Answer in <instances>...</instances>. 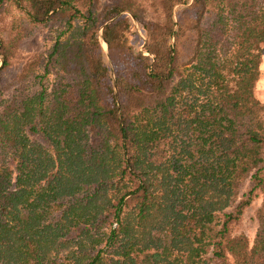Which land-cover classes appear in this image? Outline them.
<instances>
[{"label":"trees","instance_id":"1","mask_svg":"<svg viewBox=\"0 0 264 264\" xmlns=\"http://www.w3.org/2000/svg\"><path fill=\"white\" fill-rule=\"evenodd\" d=\"M263 55L264 0H0V264H264Z\"/></svg>","mask_w":264,"mask_h":264},{"label":"rangeland","instance_id":"2","mask_svg":"<svg viewBox=\"0 0 264 264\" xmlns=\"http://www.w3.org/2000/svg\"><path fill=\"white\" fill-rule=\"evenodd\" d=\"M104 48L105 50H107L105 43H104ZM260 70H261V77H260V82L257 86L256 94L259 97V99L264 103V55H263V60H262ZM260 204H261V198L256 200L253 206L247 211L244 217V220L238 229L239 232H243L248 236L251 243L254 240V236L256 233V229H257V221L255 219V210L258 208Z\"/></svg>","mask_w":264,"mask_h":264},{"label":"water","instance_id":"3","mask_svg":"<svg viewBox=\"0 0 264 264\" xmlns=\"http://www.w3.org/2000/svg\"><path fill=\"white\" fill-rule=\"evenodd\" d=\"M106 47H107V44L105 43Z\"/></svg>","mask_w":264,"mask_h":264}]
</instances>
